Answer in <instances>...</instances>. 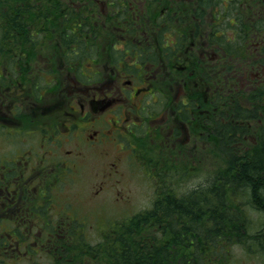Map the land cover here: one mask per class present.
Instances as JSON below:
<instances>
[{
    "label": "trees",
    "instance_id": "16d2710c",
    "mask_svg": "<svg viewBox=\"0 0 264 264\" xmlns=\"http://www.w3.org/2000/svg\"><path fill=\"white\" fill-rule=\"evenodd\" d=\"M162 8H167V14L153 23ZM174 14L183 18L179 22L187 23L180 25L181 31H176ZM149 17L152 22L146 26ZM199 17L214 31L235 28L233 42L224 41L222 29L216 40L230 44V53L242 51L248 68H264V0H0V58L12 63L10 50L37 56L38 80L50 75L43 64L54 71L69 65L75 73L90 52L110 42L146 48L147 54L144 51L142 56L149 59L156 60L163 52L177 58L175 51L184 53L183 44L194 38ZM166 33L174 38L172 43ZM242 40L261 43L254 48H235ZM253 57L258 60L251 61ZM262 94L263 103L256 101L259 97L254 92L249 96L251 106L235 102L227 119L223 117L225 122L215 121L214 137H208L207 129L201 135L193 130L194 139L181 148L174 147L175 135L165 142L154 139L149 146L143 145L142 151L156 144L158 153L144 160L154 183L150 205L109 222L95 240L85 233L86 220L73 216L62 218L31 241L22 240L20 248L10 249L12 256L3 254L0 239V264L23 259L27 264H42L37 256L48 257L46 264H229L237 250L248 256L257 252L264 258V218L257 229L249 230L252 219L258 224L249 207L264 215V117L261 127L255 122L260 117L258 108L264 109ZM154 131L156 135L159 128ZM251 132L256 140L245 143L243 139ZM202 161L206 165L202 169L204 185L182 190L187 178L197 176ZM247 194L251 202L243 197ZM36 242L41 247L32 244Z\"/></svg>",
    "mask_w": 264,
    "mask_h": 264
},
{
    "label": "flooded vegetation",
    "instance_id": "af4514ba",
    "mask_svg": "<svg viewBox=\"0 0 264 264\" xmlns=\"http://www.w3.org/2000/svg\"><path fill=\"white\" fill-rule=\"evenodd\" d=\"M161 16L158 14L153 23H157ZM197 20L200 24L194 38L188 44H183L184 53L182 49L175 51L177 58L166 57L163 52L158 59H149L147 55L142 56L144 51L147 54L146 48L139 49L132 43L130 46L124 43L115 46L113 42L103 45L96 63L83 67V77L73 75V80L64 81L62 88L43 91L59 92L63 99L61 104L45 106L41 114L29 108L32 97L36 98L37 104L40 100V95H35V92H42V89H37L36 83L22 91V88H0V132L18 146L13 152L11 149L0 152V238L4 242V255L14 245L20 248L22 240L31 241L39 236L40 223L57 221L53 217L59 213L55 208L62 206L53 205V189L65 187V176L73 168L80 167V171L84 166L94 164L93 153L86 152V146L80 148L84 144L82 131L87 130L88 140L97 139L99 133L97 141L101 142V148L106 147L104 160L110 156V149L114 152L110 159L100 161L103 164L101 168L95 164L96 168L90 170L91 174L102 177L106 183L107 175L113 173L112 167L118 166L122 153L129 154V149L125 148L124 152L117 139H124L130 147L131 134L144 122L156 124L162 120L160 129L165 130L163 141L173 134L175 143L181 148L194 139L193 130L201 135L204 131H199V128H206V134L209 136L211 133L214 137L212 129L215 121L222 119L225 122L223 117H228L231 92L239 91L242 87V91L258 92L261 97L264 72L252 67L248 69L245 59L242 60L245 56L239 57V66L235 67L236 59L228 54L229 39H236L232 35L235 28L230 27V37L224 35V41H229L225 44L216 37L221 34L218 30H225L228 26L218 27L214 31L210 25L211 29L205 30V19L199 17ZM145 21L148 26L152 19L145 18ZM169 21V17L164 19L165 23ZM212 21V18L208 20ZM138 28L142 26L138 25ZM177 30L181 31L182 28ZM166 39L172 43L174 38L166 33ZM130 40H134L132 33ZM246 43V40H242L237 44L257 47L261 42ZM218 49L221 53H217ZM214 58L220 61L219 69L214 67ZM34 60L31 75L37 81L38 64L37 59ZM254 60H258V57H254ZM13 69L23 71L18 62ZM218 72L223 78L218 76ZM65 75H70L69 65L65 67ZM237 79H243V83H237ZM154 92L162 96V104L159 110H148L143 99ZM20 105L24 108L23 112L19 110ZM3 106L4 110L1 109ZM8 115L12 119L10 122L4 121ZM31 116L35 121L26 119ZM167 116H171L170 122ZM255 120L257 124L261 122L258 117ZM40 124L46 137H21L24 130L34 131ZM51 124L54 126L50 127Z\"/></svg>",
    "mask_w": 264,
    "mask_h": 264
},
{
    "label": "rangeland",
    "instance_id": "374dc122",
    "mask_svg": "<svg viewBox=\"0 0 264 264\" xmlns=\"http://www.w3.org/2000/svg\"><path fill=\"white\" fill-rule=\"evenodd\" d=\"M184 3V1H179V4ZM175 16V23L178 24L176 26V29H181L180 25H185L187 24L185 22V24H183V22H179L178 20H182L180 19V17L176 16V14H174ZM189 16V15H187ZM186 16H185V20H186ZM205 30H208L210 28V25H204ZM99 29V27H98ZM175 29V28H172ZM226 31V35L231 36V30L230 27L225 29ZM98 32V31H97ZM99 37L101 39H103V37L99 34ZM188 38V36H186ZM231 42H233V39H231ZM189 41H186V44H188ZM238 49H242V47L240 46V44L235 45V48ZM38 48V44L36 45V48ZM230 48V47H229ZM103 50V49H102ZM100 50V51H102ZM231 52V49H229ZM221 51L218 49L217 53ZM242 51L240 52V54L236 55V53H228L230 55V57H236L235 59L239 62V57H243L244 55L241 54ZM246 57V56H245ZM251 57V56H250ZM98 58V53L97 51H95L94 53L92 52V56L88 59L87 64H84L83 67H87L89 65L93 66ZM243 59H247L246 58H242ZM33 60L31 69L35 63V60ZM252 61V60H251ZM23 71H25V75L27 77L31 76L29 79H26L24 77L23 72L21 71H14L12 78L11 76L7 78V81L4 82V84L8 85V88H22V90L24 89H30L34 86V84H37V89H42V92L44 90L50 89V88H62L64 81H70L71 82V75H64L61 79V82L59 85H56V83H51L48 84V86H50L49 88L47 87V85H44L43 81H34L32 75H31V69L29 70L27 66H24V64L21 65ZM43 66L48 69L49 66H47L46 64H43ZM214 67L216 69H219L220 66V61L216 58H214ZM236 67V66H235ZM38 69H39V65H38ZM219 73V72H218ZM217 73V74H218ZM216 75V74H215ZM14 76V77H13ZM220 78L222 77L221 72L218 75ZM20 81L19 83H17V79ZM14 81L16 82L14 84ZM237 83H243V79H237L236 80ZM63 83V84H62ZM35 92V95H40V100L39 103H36V98L32 97L33 102L29 104V108L30 109H34L37 111L38 114H41L43 112V108L45 106H51V105H55V104H61L62 103V99L63 96L60 97L59 92ZM248 90H243L242 91V87L241 90L239 91H235V93L231 92L230 93V101H229V105L233 104L234 102L240 101L242 106H247V101L249 100V94H248ZM263 93V92H262ZM263 96V94L261 95ZM239 98V99H238ZM185 100H187V98H184ZM143 103L146 107V109L148 110H159L160 104H162V96L158 93V92H154V94H148L147 96H145V98L143 99ZM220 105H222V103H220ZM1 109H5L4 106ZM19 110H21V112L24 111L23 106L20 105ZM223 111H227L222 109ZM232 110H228V114L231 112ZM7 112V111H5ZM11 112L12 114H14V109L11 108ZM7 114V113H6ZM11 114V115H12ZM40 116H37L36 121L39 122L40 121ZM26 119L29 120H34L33 116L28 117ZM169 119L168 122L171 121V116H167V120ZM4 121L6 122H10L12 121L11 116L8 115L7 117L4 118ZM54 126L53 124L50 125V127ZM97 126H102V125H97ZM153 126H157L159 127V131L158 133L155 135V131H152V127ZM162 126V120H158V122L156 124H150L147 122H144L143 124H141V126L138 127V130L134 132V134H131L130 136V149H129V154L127 153H122L121 158L118 161V166H114L112 167V171L113 173L111 174V176L109 178H106V185L104 184V187L102 189H98V183L101 184L100 180L103 179L102 177L93 175L90 173V170H94L96 168V165H98L99 168H101L103 166V164H101L100 161H106L107 159H110V156H113V151L110 149L109 153L110 156L108 158H106L104 160V153L106 150V147L101 148V142H98L97 139L100 136L99 133L97 134V139H91L88 140V136H87V130L82 131L81 136L83 137V146L81 145L80 148L85 147L86 148V152L88 153H93L91 155H94L92 162L94 164H90L86 167H84L82 170L79 171L80 167L77 168H73L72 170H70L69 174H67L65 176V183L63 186H65L63 188L62 191V196H65V200L67 201L65 203V205H59V204H55V206H63L62 208H55L59 213H56L53 217L56 218L57 220L60 219V215L64 214V210H65V206H73L76 207L75 209L77 210L76 213L77 214H81V212L83 210L86 209H93V213L88 212V218L92 219L91 222H94V224H92L91 222H88L86 227L87 232L90 233V235H88L92 240H95L97 238V229L95 228L96 226H102L101 223H103L104 219L102 218H110V217H120L121 215L125 216L126 214H130L133 211L142 208L143 206H148L150 205V202L152 200L153 197V192H154V183L151 181L147 170L148 168L146 167V165L144 164V160L148 157L145 156H157L156 152H157V145L154 144L152 147L147 148L146 150L142 151L141 147L143 145H147L149 146L150 143H154V139H160V141H163L165 138V130H161L160 127ZM77 128V127H75ZM133 128V127H132ZM0 129H2V127L0 126ZM156 128H153V130H155ZM202 131V129H199V131ZM44 130L42 129V126L40 124V126L34 130H24L23 135H21V137H33L34 135H37V137H46L44 136ZM142 133V136L139 137L138 134ZM259 133L258 131L256 132V134ZM152 135H153V139H152ZM211 136V133H209V136ZM247 137H245L243 140L245 141V143H249L250 140L255 141L257 136L254 133H250L247 135ZM250 136V137H249ZM170 138H167V140H170L174 137V135L172 134L171 136H169ZM259 137V136H258ZM118 140V144H122V150L124 149V152L126 151L125 148V141L124 139H117ZM124 141V142H123ZM175 141V139H174ZM217 144L218 141H216ZM215 142L213 143L214 146ZM77 145V144H76ZM197 146V145H196ZM196 146H195V150L194 153L196 152ZM18 147L17 144L13 141L8 140L6 137H4L3 133L0 132V152L2 151H6L11 149V151L13 152L15 150V148ZM67 147H69V145H67ZM110 164H108L107 166H109ZM205 163L204 161L199 162V172L197 174V176H193L191 178H187L185 183L182 184V190H187L188 188L198 185L199 183L201 185H204L205 182V178L206 176L204 175V173L202 172L203 167L205 168ZM181 167V166H179ZM171 169H173L171 167ZM71 173H73L71 175ZM98 189V190H97ZM181 190V188H180ZM98 193H100L98 195ZM56 195V192H55ZM98 195V196H97ZM101 196V199H93L96 197ZM93 197V198H92ZM117 197L120 198V200L118 201V203L115 201L117 199ZM247 202H251L252 198L249 196V194L244 195L243 196ZM57 198V197H56ZM62 197L57 198V200H60ZM115 199V200H114ZM126 200H128V203H126ZM120 202V203H119ZM49 204V203H48ZM250 204V203H249ZM50 205V204H49ZM126 205V206H124ZM132 205L134 208H132ZM249 212H251V216L253 218H255V216L258 217V224L256 223L255 220L252 219V222L250 223L249 226V230H251V228L253 230L257 229L259 227V220L264 218V215L262 216L260 212V210H254V207H249ZM258 213V214H257ZM60 214V215H59ZM121 218V217H120ZM251 227V228H250ZM252 241H254L252 239ZM234 252V251H233ZM232 252V253H233ZM1 255V254H0ZM49 258L48 257H38L37 256V261L41 262L42 264H46L49 262ZM5 262H7V259H5ZM35 261H33L34 263ZM11 263H15L14 260H11ZM17 264H27V260H24L23 262H17ZM229 264H264V258L257 252L251 253L250 256L246 255L245 252H242L240 250H237L235 252V254L233 256H231L230 259V263Z\"/></svg>",
    "mask_w": 264,
    "mask_h": 264
}]
</instances>
